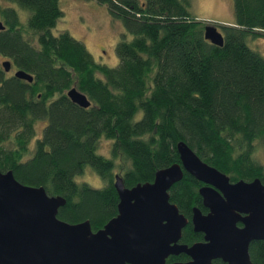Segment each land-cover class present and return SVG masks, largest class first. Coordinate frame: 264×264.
Wrapping results in <instances>:
<instances>
[{"label":"trees","instance_id":"16d2710c","mask_svg":"<svg viewBox=\"0 0 264 264\" xmlns=\"http://www.w3.org/2000/svg\"><path fill=\"white\" fill-rule=\"evenodd\" d=\"M192 1L96 0L131 36H122L119 65L111 68L69 32L54 34L65 15L60 0H0L1 170L64 198L60 220L102 230L118 215L116 175L129 189L153 183L160 170L181 163V142L232 183L264 184L257 159L264 150V56L248 44L264 35V0L234 1L236 23L219 27L222 47L206 40L209 24L192 15ZM4 62L33 82L9 75ZM73 88L90 108L68 98ZM102 139L112 142L108 157L98 154ZM88 167L104 188L77 181ZM202 187L184 172L170 190L171 203L189 220L181 244L203 241L192 225L195 208L206 212ZM250 255L264 264V241L253 242ZM188 261L180 255L167 263Z\"/></svg>","mask_w":264,"mask_h":264},{"label":"water","instance_id":"95a60500","mask_svg":"<svg viewBox=\"0 0 264 264\" xmlns=\"http://www.w3.org/2000/svg\"><path fill=\"white\" fill-rule=\"evenodd\" d=\"M5 27L0 23V31ZM205 38L224 46V37L213 25L205 27ZM3 67L9 73L10 62ZM15 78L29 83L33 77L16 71ZM68 98L83 109L91 107L86 95L73 88ZM180 164L160 170L153 183L126 188L115 177L118 215L94 232L90 221L69 224L58 218L65 207L62 197L49 196L43 187L20 183L0 163V264H168L170 257L186 255V263L253 264L250 244L264 241V184L232 183L218 169L203 162L184 142L177 145ZM184 172L203 184L200 189L204 214L193 210L194 232L204 241L181 244L189 220L171 203L170 190ZM243 224L239 228L238 224Z\"/></svg>","mask_w":264,"mask_h":264},{"label":"rangeland","instance_id":"374dc122","mask_svg":"<svg viewBox=\"0 0 264 264\" xmlns=\"http://www.w3.org/2000/svg\"><path fill=\"white\" fill-rule=\"evenodd\" d=\"M234 1L193 0L190 10L197 21L216 26L221 31L219 28L221 25H229L230 20H236ZM60 5L65 15L59 21L54 34L69 32L75 39L85 44L97 63L116 68L119 65L117 45L123 35L127 34L131 38L122 24L113 20L107 8L98 4L96 0H60ZM20 16L23 21L27 20V12L22 11ZM248 44L254 51L264 56V35L249 40ZM16 71L12 68L9 75L13 76ZM44 126L45 124L38 125V134L41 135ZM111 144V141L102 139L98 146V154L108 157ZM257 159L264 165V150L258 151ZM77 181L87 183L95 189L105 187L103 179L90 167L83 175L77 177Z\"/></svg>","mask_w":264,"mask_h":264},{"label":"flooded vegetation","instance_id":"af4514ba","mask_svg":"<svg viewBox=\"0 0 264 264\" xmlns=\"http://www.w3.org/2000/svg\"><path fill=\"white\" fill-rule=\"evenodd\" d=\"M204 214H208V210H206V212H205ZM238 227H239V228H243L244 226H243V224L240 223V224H238ZM193 229H194V228H193ZM203 241H204V236H203ZM203 241H202V242H203ZM180 242H181V241H180ZM254 242H257V241H254ZM252 243H253V242H252ZM252 243H251V244H252ZM251 244H250V246H251ZM250 256H251V255H250ZM189 261H190V258H189ZM189 261H188V262H189ZM215 262H222V261H221V260H217V261H214V263H215ZM214 263H213V264H214ZM222 263H223V262H222ZM223 264H225V263H223Z\"/></svg>","mask_w":264,"mask_h":264},{"label":"crops","instance_id":"0c3cea01","mask_svg":"<svg viewBox=\"0 0 264 264\" xmlns=\"http://www.w3.org/2000/svg\"><path fill=\"white\" fill-rule=\"evenodd\" d=\"M236 23V20H230L229 25H234Z\"/></svg>","mask_w":264,"mask_h":264}]
</instances>
